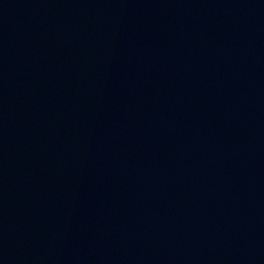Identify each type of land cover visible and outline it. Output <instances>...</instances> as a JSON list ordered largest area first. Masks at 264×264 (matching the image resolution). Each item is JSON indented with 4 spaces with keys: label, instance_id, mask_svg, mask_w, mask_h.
Instances as JSON below:
<instances>
[{
    "label": "water",
    "instance_id": "obj_1",
    "mask_svg": "<svg viewBox=\"0 0 264 264\" xmlns=\"http://www.w3.org/2000/svg\"><path fill=\"white\" fill-rule=\"evenodd\" d=\"M0 264H264V0H0Z\"/></svg>",
    "mask_w": 264,
    "mask_h": 264
}]
</instances>
